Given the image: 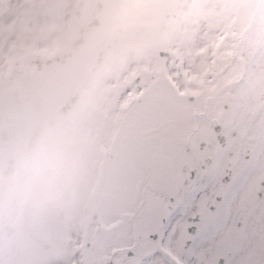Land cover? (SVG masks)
Returning <instances> with one entry per match:
<instances>
[{
	"label": "snow or ice",
	"instance_id": "1",
	"mask_svg": "<svg viewBox=\"0 0 264 264\" xmlns=\"http://www.w3.org/2000/svg\"><path fill=\"white\" fill-rule=\"evenodd\" d=\"M96 3L0 0V77L62 54ZM203 3L94 118L102 173L74 264H264V0Z\"/></svg>",
	"mask_w": 264,
	"mask_h": 264
},
{
	"label": "flooded vegetation",
	"instance_id": "2",
	"mask_svg": "<svg viewBox=\"0 0 264 264\" xmlns=\"http://www.w3.org/2000/svg\"><path fill=\"white\" fill-rule=\"evenodd\" d=\"M159 2L125 0L124 6L115 10L110 0H97L93 6L92 20L72 33L62 54L43 58L38 62V70L32 71V68H36L34 66L26 70V65L23 67L25 70L18 69L19 74L27 73L23 86L26 90H35L40 95L38 97L43 96L44 92H51L46 101L59 102L58 112L47 121L43 115L36 129L39 130V126L44 129L39 131L43 133L39 137L41 140L43 137L45 142L59 143L66 170L78 179L61 184L57 191V204L49 207L58 224L59 248L54 251L63 260L59 264H74L72 257L76 241L90 221L95 192L101 178L100 142L93 130L96 114L107 102L121 72L131 59L147 47L177 39L175 36L167 38L173 35L168 32L166 38L163 37V28L166 26L160 23ZM115 12H120L122 22L116 21L118 17ZM141 24L145 26V32L132 37L130 34ZM105 49L106 58L97 64V54ZM51 103L50 107L55 108V104ZM6 137L1 142L5 148H9L4 151L11 154V144L18 136L10 138L9 146L5 145ZM84 161L87 166L78 165ZM1 188L13 191L11 187L5 186L4 179L0 180ZM15 198L11 194L8 202L3 201L0 193V218L10 221L8 227L16 221ZM49 209H43L48 218ZM6 228L3 220L0 221V236H3L1 245L8 252L15 253L17 236L12 232L6 237Z\"/></svg>",
	"mask_w": 264,
	"mask_h": 264
},
{
	"label": "rangeland",
	"instance_id": "3",
	"mask_svg": "<svg viewBox=\"0 0 264 264\" xmlns=\"http://www.w3.org/2000/svg\"><path fill=\"white\" fill-rule=\"evenodd\" d=\"M110 1L116 10L124 6L125 0ZM241 3L242 0H232L231 4L223 6V10L240 7ZM159 7L160 23L166 26L163 28V37L166 38L167 32L173 34L167 37L169 39L172 36H182L206 12L203 0H193L187 4L180 3L179 0H160ZM115 13L118 17L116 21L122 22L120 12ZM42 59L43 57L35 63L26 64V70L33 66L36 68H32V71L38 70V62ZM26 75L27 73L19 74L17 69L0 77V180L4 179L5 186L13 190L11 192L9 188H1L0 193L3 201L8 202L13 194L17 202L14 208L16 221H13L11 227H8L10 221L1 218L0 221L3 220L7 227L6 237L14 232L18 241L16 252L11 253L1 245L3 236H0V264H59L63 260L54 251L59 248L58 224L49 207L57 204L61 184L78 179L66 170L59 143L45 142L43 137L41 140L39 137L43 133L39 131L44 129L40 126L39 130L36 129L43 115L47 121L52 118V114L58 112L59 102L46 101L51 92H44L43 96L38 97L40 95L35 90H26L23 87ZM49 103L56 107H50ZM14 135L18 139L11 144L10 154L4 151L9 148H5L1 141L7 136L4 141L9 146L10 138ZM78 165L87 166L85 161ZM43 209H49V218L45 217Z\"/></svg>",
	"mask_w": 264,
	"mask_h": 264
}]
</instances>
